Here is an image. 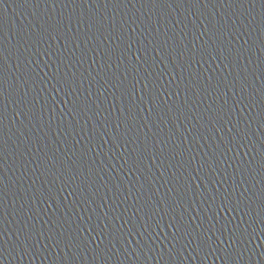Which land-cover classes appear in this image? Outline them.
<instances>
[{
    "label": "water",
    "instance_id": "water-1",
    "mask_svg": "<svg viewBox=\"0 0 264 264\" xmlns=\"http://www.w3.org/2000/svg\"><path fill=\"white\" fill-rule=\"evenodd\" d=\"M0 264H264V0H0Z\"/></svg>",
    "mask_w": 264,
    "mask_h": 264
}]
</instances>
